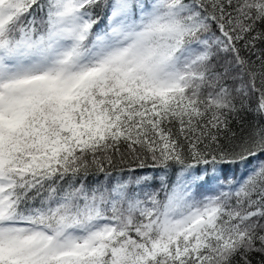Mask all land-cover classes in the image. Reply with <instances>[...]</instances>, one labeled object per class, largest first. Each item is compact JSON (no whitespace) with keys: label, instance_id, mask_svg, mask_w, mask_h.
<instances>
[{"label":"snow or ice","instance_id":"6c2138e0","mask_svg":"<svg viewBox=\"0 0 264 264\" xmlns=\"http://www.w3.org/2000/svg\"><path fill=\"white\" fill-rule=\"evenodd\" d=\"M0 264H264V0H0Z\"/></svg>","mask_w":264,"mask_h":264}]
</instances>
